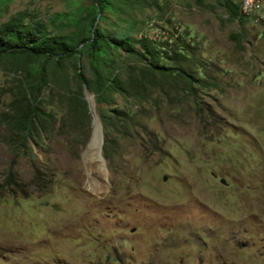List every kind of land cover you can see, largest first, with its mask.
<instances>
[{
	"label": "rangeland",
	"instance_id": "1",
	"mask_svg": "<svg viewBox=\"0 0 264 264\" xmlns=\"http://www.w3.org/2000/svg\"><path fill=\"white\" fill-rule=\"evenodd\" d=\"M93 1L0 0V25L23 13L76 41ZM226 1L106 0L96 27L146 38L160 65L192 77L190 85L156 76L145 92L96 106L122 112L112 117L107 156L103 145V180L88 167L97 153L85 162L80 154L93 126L89 113L70 111V97L85 99L73 65L52 66L58 80L51 73L40 96L51 119L37 146L10 125L32 75L20 58L0 59V264H264V19L241 25ZM113 55L112 71L127 81L149 69ZM17 152L21 187L11 191L4 181ZM88 173L105 187L89 190Z\"/></svg>",
	"mask_w": 264,
	"mask_h": 264
},
{
	"label": "trees",
	"instance_id": "2",
	"mask_svg": "<svg viewBox=\"0 0 264 264\" xmlns=\"http://www.w3.org/2000/svg\"><path fill=\"white\" fill-rule=\"evenodd\" d=\"M107 7L106 0H94L87 8L90 10L89 17L82 25L87 33L76 41L69 40L62 35L49 33L46 24L40 20H26L23 13L11 18L8 22L0 25V59L20 58L26 65L27 72L32 75V83L27 88L20 87L16 94L12 107V120L10 125L21 134L23 140L32 137L33 142L39 146L43 138L41 126L51 119L44 112L40 96L46 88L50 74L57 81V73L62 71L67 63L73 65L74 79L77 84L83 85L86 90L95 97L97 106L110 104L114 101V93L130 96L131 93L145 92L147 85L155 82L156 76L177 77L181 82L191 85V75L182 67L170 68L160 65L161 52L146 38L141 40L131 39L127 36L110 34L97 26L102 20V14ZM229 16L237 20L241 25L246 22V16L240 14L239 5L231 0L224 3ZM114 50H120L129 56L137 57L140 61H147L144 73L133 83L124 79L119 72L112 71L118 62L113 55ZM174 54L180 57L183 54L182 46H179ZM165 53H169L166 50ZM87 57L90 63V71L93 78L90 80L84 74V64L81 61ZM52 66L57 73L53 74ZM117 68V67H116ZM114 70V69H113ZM67 80L66 74L64 75ZM190 77V78H189ZM192 88V86H190ZM70 111L76 113L80 119L89 113V105L82 97H70ZM98 112V111H97ZM117 115L99 113L102 123L104 139V156H107L108 144L111 142L110 134L113 131L112 117L119 119L121 110H116ZM90 114V113H89ZM32 125V134L29 131ZM18 152L14 154L12 166L5 179V187L14 191L21 187L17 183V175L14 173V165L17 163ZM37 158V155H35ZM35 178L39 176L35 174ZM15 188V189H14Z\"/></svg>",
	"mask_w": 264,
	"mask_h": 264
},
{
	"label": "water",
	"instance_id": "3",
	"mask_svg": "<svg viewBox=\"0 0 264 264\" xmlns=\"http://www.w3.org/2000/svg\"><path fill=\"white\" fill-rule=\"evenodd\" d=\"M83 94H84V97L86 99V101L88 102V105H89V113L92 117V126H93V129H92V133H91V137H90V141L89 143L87 144V146L85 147L84 150H82V152L80 153L81 154V157H82V160L85 162V159L87 157V155L89 153H91V150L95 147V146H98L99 147V150H100V156L102 158V160L104 161V157H103V145H104V139H103V130H102V124H101V121L98 117V115L96 114V100H95V97L90 94L86 88L84 87L83 88ZM103 169L105 171V174L107 173V170H106V167H105V161L103 163Z\"/></svg>",
	"mask_w": 264,
	"mask_h": 264
},
{
	"label": "built area",
	"instance_id": "4",
	"mask_svg": "<svg viewBox=\"0 0 264 264\" xmlns=\"http://www.w3.org/2000/svg\"><path fill=\"white\" fill-rule=\"evenodd\" d=\"M264 0H240L238 10L246 17L255 18L256 21L264 19Z\"/></svg>",
	"mask_w": 264,
	"mask_h": 264
},
{
	"label": "bare ground",
	"instance_id": "5",
	"mask_svg": "<svg viewBox=\"0 0 264 264\" xmlns=\"http://www.w3.org/2000/svg\"><path fill=\"white\" fill-rule=\"evenodd\" d=\"M93 153H97L96 155H98L97 159L91 163H88V167H91V166H96L98 168V172H99V178L103 180V178H106V174H105V171L103 169V163L104 161L102 160L101 156L99 155L100 154V150H99V147L98 146H95L92 150H91V153L90 154H93ZM92 173V172H91ZM93 175V174H92ZM91 175V176H92ZM90 176V174L88 173V180H87V183H89L88 185V189L91 190V191H96L98 190L100 187L101 188H104L105 185H103L99 180L98 178L94 179ZM98 180V181H97Z\"/></svg>",
	"mask_w": 264,
	"mask_h": 264
}]
</instances>
